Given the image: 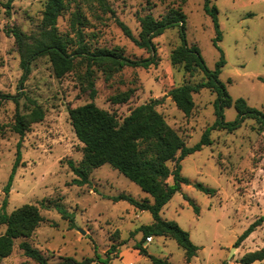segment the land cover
Listing matches in <instances>:
<instances>
[{
    "label": "rangeland",
    "instance_id": "374dc122",
    "mask_svg": "<svg viewBox=\"0 0 264 264\" xmlns=\"http://www.w3.org/2000/svg\"><path fill=\"white\" fill-rule=\"evenodd\" d=\"M45 1L14 0L7 7V0H0V93L13 95L17 100L15 103L12 98H0V209L6 198L7 212L27 203L37 206L44 218L29 237L15 239L12 252L1 257L0 264H36L19 248L24 240L55 264L64 256L79 261L96 255L101 261L89 264H103L102 259L107 255L111 257L108 264H153L149 255L167 257L174 264H243L239 258L244 253L264 247L263 221L230 256L240 234L264 215V130L254 118H245L232 131L211 130V144L181 161V175L190 183L182 184L160 213L167 220L177 222L198 246L190 263L184 259V250L170 237L153 235L152 242L143 241L147 255L134 247L142 239L140 226L152 222L151 213L141 211L127 200L114 201L108 196L125 193L151 201L152 197L109 164L92 169L88 183L71 184L75 175L68 161L78 164L83 144L70 124L68 107L94 101L122 121L132 108L159 98L161 102L156 109L186 145L192 146L215 121L217 93L210 88L194 92V106L189 115L168 95L175 86L206 78L200 70L189 73L182 64H172V51L181 42L178 25L166 28L153 39L157 62L147 68L125 66L106 76L104 68L92 65L96 90L93 98L84 76L86 63L80 58L75 59L71 71L56 77L49 57L39 56L31 62L30 71L21 83L20 51L10 30L18 28L26 35L37 36ZM76 1L86 19L82 30L90 48L119 46L131 58H145L149 52L123 34L116 18L138 37L139 16L150 13L160 19L169 9L180 8L185 14L188 46L199 48L210 70L215 69L222 52L225 64L218 77L231 98H244L248 105L264 112V0H210V5L218 10L219 40L204 9L205 0H104L113 14L103 12L97 0ZM76 1L69 2L57 21L59 33H69L74 38L71 15ZM127 94V101L112 102V98ZM30 100L42 107L44 118L31 123L21 137L13 130L15 113L18 110L24 116L29 115L34 107ZM223 113L226 121L237 117L233 106L224 108ZM19 140L21 160L10 190L5 193ZM168 165L174 167L173 162ZM194 183H202L214 189V193L203 192ZM184 195L198 206V214ZM59 208L66 209L69 217L63 216ZM4 229L5 225L0 224V234ZM112 243L117 246L108 254Z\"/></svg>",
    "mask_w": 264,
    "mask_h": 264
},
{
    "label": "trees",
    "instance_id": "16d2710c",
    "mask_svg": "<svg viewBox=\"0 0 264 264\" xmlns=\"http://www.w3.org/2000/svg\"><path fill=\"white\" fill-rule=\"evenodd\" d=\"M13 1L7 0L6 6L10 7ZM70 1L76 0L45 1L41 30L37 36L26 35L18 28L10 30L20 51V65L23 69L21 83L30 71L31 62L39 56L46 55L49 57L56 77H62L71 71L75 66V59L80 58L81 61L84 60L86 63L84 76L87 80L90 96L93 98L96 90L92 79V65L104 68L106 76H111L112 72L125 66L147 68L157 62L156 45L153 39L162 34L166 28L178 25L180 27L181 42L172 51V64H182L184 70L189 73L200 70L206 78L196 83L184 82L175 86L170 89L168 95L184 114L189 115L194 106L192 98L194 92H198L202 88H210L217 93L214 101L215 121L205 128L199 141L192 146L186 145L185 140L167 124L162 114L156 109V106L161 102L159 98H151L149 101L132 108L122 121H119L112 112L97 106L94 101L68 107L70 124L77 139L83 144L82 158L78 164H75L72 160L68 161L69 167L75 175L71 180V184L82 186L88 183V176L92 169L105 163L109 164L152 197V201H150L148 198L138 200L125 193L108 196L114 201L127 200L138 209L148 210L151 213L152 222L140 226L138 230L142 232V239L134 247L138 249L139 253L147 255L148 253L143 246L146 236L161 235L170 237L184 250V258L188 262L196 255L198 246L191 241L189 233L181 228L177 222L167 220L160 213L172 196L181 190L182 184L190 183L188 178L181 175V161L189 154L201 150L203 146L211 144L210 133L213 129L232 131L238 128L245 118H254L264 130V112L248 105L244 98H231L218 77L222 66L225 64L222 52H220L215 69L210 70L206 66L199 48L196 45L188 46L185 39V14L180 8L169 9L160 19L155 18L150 13L139 16L140 31L138 37L134 36L128 25L116 18L123 34L131 39L136 46L149 52V56L145 58H131L125 55L123 49L119 46L110 49L90 48L84 40L82 30L86 19L81 14L80 3L77 4V1L75 10L71 15V29L75 38L69 33H59L58 18L68 7ZM97 1L103 12L114 13L104 0ZM204 9L212 19L217 33L216 39H221L216 6L210 5V0H205ZM5 97L12 98L17 103L15 96L0 93V98ZM127 100L128 94L123 98H112V102L121 103ZM30 101L34 107L29 115L24 116L18 110L15 113L13 130L21 137L24 136L31 123L41 121L44 118L42 107L35 100ZM229 106H233L237 111V117L232 121H226L223 113L224 108ZM20 146L21 142L19 140L15 162L4 187L5 193L10 190L16 168L21 160ZM168 162L174 163L172 169L169 167ZM169 178H171V181L168 180ZM193 185L203 192L214 193V189L206 187L202 183H194ZM184 198L198 214L199 208L194 201L187 195H184ZM6 205L7 199L5 198L0 209V224L5 225L4 232L0 234V258L12 252L16 238L29 237L44 219L38 207L33 204H23L11 212L6 211ZM59 211L63 216L69 217L66 209L59 208ZM263 221L264 215L251 222L233 246L238 247L240 242L247 238L257 226L262 225ZM132 233H135V231ZM116 246L115 243H112L108 248V254ZM19 248L23 250L25 257L33 259L36 264H55L50 263L47 256L40 249L33 247L25 240L19 243ZM148 258L153 264H173L163 257L149 255ZM100 259L96 255L95 258L85 257L78 261L71 256H64L58 264H89L95 261L100 262ZM110 259L111 257L107 255L102 259L103 264H108ZM263 260L264 247L248 251L239 258V262L243 264ZM20 264L26 263L22 262ZM222 264H226V262Z\"/></svg>",
    "mask_w": 264,
    "mask_h": 264
},
{
    "label": "crops",
    "instance_id": "0c3cea01",
    "mask_svg": "<svg viewBox=\"0 0 264 264\" xmlns=\"http://www.w3.org/2000/svg\"><path fill=\"white\" fill-rule=\"evenodd\" d=\"M150 201H151V200H150ZM141 211H142V210H141ZM250 235H252V233H251ZM250 235H249V236H250ZM249 236H248V237H249ZM121 239H122V238H121ZM152 241H153V240H152ZM152 241H151V242H152ZM146 243H149V242H146ZM143 246H144V244H143ZM193 257H195V256H193ZM193 257L190 259V261H188V262H187L186 260H185V261H186L187 263H190V262H191V260L193 259ZM163 258H167V257H163ZM167 259H168V258H167ZM184 259H185V258H184ZM168 260H169V259H168ZM169 261H170V260H169ZM254 262H256V261H254ZM261 262H264V260H263V261H261ZM235 263H237V262H235ZM252 263H253V262H252ZM173 264H174V263H173ZM227 264H232V263H230V262H227ZM250 264H251V263H250Z\"/></svg>",
    "mask_w": 264,
    "mask_h": 264
},
{
    "label": "built area",
    "instance_id": "2783aa9c",
    "mask_svg": "<svg viewBox=\"0 0 264 264\" xmlns=\"http://www.w3.org/2000/svg\"><path fill=\"white\" fill-rule=\"evenodd\" d=\"M153 240V237L152 236H146L145 237V241L146 242H151Z\"/></svg>",
    "mask_w": 264,
    "mask_h": 264
},
{
    "label": "water",
    "instance_id": "95a60500",
    "mask_svg": "<svg viewBox=\"0 0 264 264\" xmlns=\"http://www.w3.org/2000/svg\"><path fill=\"white\" fill-rule=\"evenodd\" d=\"M82 232H83V231H82ZM234 249H235V247H232V248H231L230 256L233 254V253H232V250H234Z\"/></svg>",
    "mask_w": 264,
    "mask_h": 264
}]
</instances>
